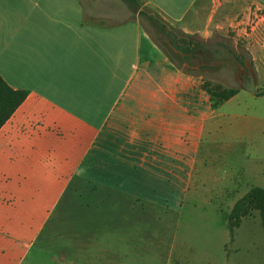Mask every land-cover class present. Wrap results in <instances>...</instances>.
Returning a JSON list of instances; mask_svg holds the SVG:
<instances>
[{"label": "crops", "instance_id": "crops-1", "mask_svg": "<svg viewBox=\"0 0 264 264\" xmlns=\"http://www.w3.org/2000/svg\"><path fill=\"white\" fill-rule=\"evenodd\" d=\"M107 1L0 0V76L28 91L0 128V264H30L73 178L131 199L102 201L114 215L94 221L101 264H124L121 243L141 225L132 206L164 205L156 192L195 184L213 112L188 75L165 60L143 62L141 25L126 20L125 3ZM197 1L144 4L180 19ZM86 262L69 264L95 263Z\"/></svg>", "mask_w": 264, "mask_h": 264}, {"label": "rangeland", "instance_id": "rangeland-1", "mask_svg": "<svg viewBox=\"0 0 264 264\" xmlns=\"http://www.w3.org/2000/svg\"><path fill=\"white\" fill-rule=\"evenodd\" d=\"M107 2L114 9L116 0ZM260 2L198 0L180 19L165 18L154 8L145 7L168 23L169 31L198 42L213 61H224L232 55L248 58L260 92L264 90V8ZM119 6L126 20L134 18L141 25L143 62L149 57L159 63L165 60L174 71L188 75L191 87L204 95L207 112H213L210 117L206 112L208 118L192 173L194 186L184 193L174 191L162 196L156 192V200L164 204L161 206L145 202L132 206L141 225L131 237L135 241L121 243L123 263L264 264V230L259 213L254 211L242 219L233 236L227 224L238 199L251 188L264 189V95L241 90L223 64L201 70L200 63L193 61L192 68L188 67L167 38L144 17L122 3ZM229 91L236 92L235 96L221 104ZM196 110L197 105H191V113ZM124 200L131 199L73 178L35 244L30 264H69L72 259L101 264L102 258L93 254L98 248V242L92 240L95 218L103 213L114 215L102 207V201Z\"/></svg>", "mask_w": 264, "mask_h": 264}, {"label": "trees", "instance_id": "trees-1", "mask_svg": "<svg viewBox=\"0 0 264 264\" xmlns=\"http://www.w3.org/2000/svg\"><path fill=\"white\" fill-rule=\"evenodd\" d=\"M137 13L138 16L144 17L149 24L160 34L165 36L169 43L178 51L185 53L191 52L189 45H186L185 38L179 40L183 43V47L179 45L178 34L168 30V23H166L158 15L148 13V9L142 0H120ZM234 91L224 93L220 103L231 99L235 96ZM28 95L27 90L11 88L0 76V128L13 115L18 107L23 103ZM257 95H264V90L257 92ZM254 211H257L261 218V224L264 230V189L259 187L251 188L246 194L238 199L233 205L228 217L227 224L230 234L233 236L234 230L241 224L242 219L250 216Z\"/></svg>", "mask_w": 264, "mask_h": 264}, {"label": "flooded vegetation", "instance_id": "flooded-vegetation-1", "mask_svg": "<svg viewBox=\"0 0 264 264\" xmlns=\"http://www.w3.org/2000/svg\"><path fill=\"white\" fill-rule=\"evenodd\" d=\"M181 39L182 37L178 36V42ZM185 40L187 43L186 45H189V47L191 48V52L189 53L178 51L169 43V41L168 43L170 47L174 50V53L178 56V58L183 61V63L186 64L188 67L192 68L191 63L193 61H197L198 63H200L201 70L210 69V67L215 63H217V65L223 64L229 71L233 81L236 84L239 85L247 79L249 70L251 69V63L248 58L241 57L238 55H232L224 61H213L207 57L206 51L198 42L189 38ZM179 45L183 47V43L179 42Z\"/></svg>", "mask_w": 264, "mask_h": 264}, {"label": "water", "instance_id": "water-1", "mask_svg": "<svg viewBox=\"0 0 264 264\" xmlns=\"http://www.w3.org/2000/svg\"><path fill=\"white\" fill-rule=\"evenodd\" d=\"M239 88L245 92L250 93L251 95L257 94V78L255 77L252 69L249 70L247 79L239 84Z\"/></svg>", "mask_w": 264, "mask_h": 264}]
</instances>
